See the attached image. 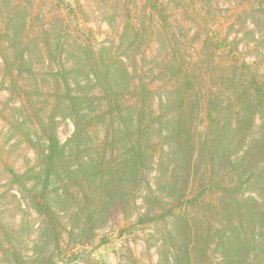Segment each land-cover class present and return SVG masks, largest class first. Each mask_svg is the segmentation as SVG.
<instances>
[{
    "label": "trees",
    "instance_id": "trees-1",
    "mask_svg": "<svg viewBox=\"0 0 264 264\" xmlns=\"http://www.w3.org/2000/svg\"><path fill=\"white\" fill-rule=\"evenodd\" d=\"M101 1V9L115 17L105 19L113 37L99 44L69 34L72 19L65 9L72 8L63 0H47L53 23L68 37L55 44L39 24L43 0L29 2L28 9L22 0L6 6L2 76L11 94L28 102L39 130L38 140L27 141L40 182L26 191L42 228L40 244L26 259L0 224L2 261L56 264L62 245L90 244L109 224L121 227L120 236L150 224L158 241L155 264H264V78L240 54L238 40L230 39L234 24L264 17V0H240L244 17L237 12L229 26L219 6L216 15L208 1L202 12L194 0H178L183 19L197 26L194 54L188 51L193 41L173 31L168 3ZM248 4L253 8L246 10ZM36 26L43 31L45 56L58 67L46 116L19 85L32 66L31 43L23 37ZM57 117L73 124L64 143L56 134ZM152 170L154 188L143 195L148 207L135 224L121 226ZM8 171L24 185L25 175ZM55 187L69 203L66 222L54 208Z\"/></svg>",
    "mask_w": 264,
    "mask_h": 264
},
{
    "label": "rangeland",
    "instance_id": "rangeland-1",
    "mask_svg": "<svg viewBox=\"0 0 264 264\" xmlns=\"http://www.w3.org/2000/svg\"><path fill=\"white\" fill-rule=\"evenodd\" d=\"M40 0H22L28 9V3L36 5ZM44 4L39 13L41 23L46 34L53 44L59 43L68 37L63 34L62 29L53 23V9H49L47 0H43ZM58 1V0H56ZM61 1V0H59ZM70 4L72 12L68 8L65 11L68 20L72 19L71 30H67L71 36H81L95 44L106 43L113 37L112 27L105 20L113 18L115 14L109 10L104 12L101 9L103 2L101 0H63ZM168 3V13L173 23V31L178 34L180 39L188 40L191 43L195 38L196 24L190 23L187 17L183 19L182 9L178 4V0H160ZM188 1V0H186ZM211 6V13L221 15L220 18H229L230 23L235 21V15L238 14L243 18V4L240 0H194L196 8L203 7L202 12L208 6ZM11 2V0H8ZM8 2L0 0V25L5 26L6 22V6ZM217 2L219 5H216ZM47 5H46V4ZM191 3V1H189ZM237 5L241 7L237 8ZM220 11L217 13V7ZM256 7V5H254ZM253 6L248 4L246 10L252 9ZM257 8V7H256ZM118 17L114 22L117 26ZM255 22V23H254ZM227 30V29H226ZM230 39L238 40V49L240 54L246 58L248 62L256 69L264 78V17L252 15L246 19L244 24H234L231 28ZM114 31V30H113ZM43 31L39 26L24 35L23 41H30L31 48L28 54L31 62V71L23 72L19 78V85L29 89L30 99L33 105L46 116L52 107V99L49 98L50 92L55 86V77L58 67L56 62L50 61L42 49L41 38ZM189 43V44H190ZM6 45L9 52L13 53L10 35L6 39ZM197 41H193L192 47H188V51L194 54ZM158 48L157 42L151 44L148 51V58L153 59ZM65 66L71 64L70 61H63ZM146 68L152 67L151 62L145 64ZM3 64L0 59V224L8 228L13 236V241L19 247L22 256L26 259L34 255V247L40 244L41 235V219L33 209L26 189L37 188L39 184L40 166L36 161V155L29 145L27 139L36 141L39 139V130L34 118L30 117L29 106L26 100H22L13 96L9 90L8 84L3 81L2 76ZM56 74V75H55ZM56 134L60 143H64L72 134L73 124L69 118L57 117ZM258 124V121H257ZM202 132L203 127H199ZM17 175H25L24 185L15 181L10 175V171ZM156 171L152 170L148 174V185L145 186L136 200V205L128 216L127 220H121V226L130 223L135 224L138 217L148 207V203L143 200L150 187L154 188V178ZM57 190L58 187H55ZM54 208L59 216L66 222L69 203L65 199V195L61 189L53 194ZM120 228L114 224H109L103 229L98 230L97 237L94 241L87 245L72 243L62 245V247L54 253L56 264H87L92 261L97 264H131L127 256L130 255L136 259L138 264H155L157 261L156 247L158 245L157 235L153 231V227L148 225H134L127 232H123L120 236ZM2 236L0 232V237ZM53 250H51L52 252ZM0 264L2 261L0 254Z\"/></svg>",
    "mask_w": 264,
    "mask_h": 264
}]
</instances>
